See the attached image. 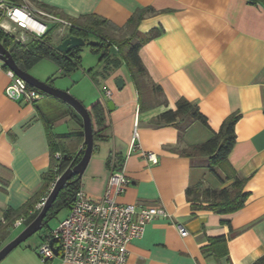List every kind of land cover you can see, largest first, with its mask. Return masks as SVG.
I'll list each match as a JSON object with an SVG mask.
<instances>
[{
  "label": "crops",
  "instance_id": "1",
  "mask_svg": "<svg viewBox=\"0 0 264 264\" xmlns=\"http://www.w3.org/2000/svg\"><path fill=\"white\" fill-rule=\"evenodd\" d=\"M25 1L39 8L50 7L57 13L54 15L68 22L83 16L99 17L108 24L112 37H118L139 11L143 16L138 33L146 36L159 31L158 36L140 44L138 54L145 77L138 87L125 64L106 75V61L100 56L95 73L82 66L86 46L81 48L80 66L70 75L60 76L57 66L47 60L65 80L58 87L84 106L100 97L106 108L107 127L101 134L103 139L94 141L81 176V190L92 199L102 198L110 173L122 164L130 185L116 202L162 207L170 215V220L149 223L141 238L129 243L125 264H253L262 258L264 0ZM54 33L51 39L57 46L68 36V29L59 33L56 28ZM3 67L0 62V226L8 222L7 213L32 199L41 201L47 194L43 175L51 165L48 134L83 137L80 116L62 101L50 96H42L34 104L9 100L5 89L10 78L8 68ZM95 77L102 87L97 86ZM50 78L53 83L54 76H47L45 81ZM117 78L123 79L121 89L114 84ZM81 83L86 93L77 89ZM180 99L197 106L208 127L195 121L180 134L178 122L158 123L157 117L175 110ZM109 102L111 109L107 107ZM231 114L239 115L234 125L235 142L227 161L213 172L206 158H189L171 151L204 143ZM135 127L141 149L128 155ZM68 148L76 151L82 144L77 142ZM147 152L156 155V164L143 157ZM227 170L246 179L243 190L248 198L244 207L227 215L194 209L185 197L187 187L200 182L215 189L227 187L231 184L226 179ZM22 219L20 227L12 226L0 249L25 227L26 219ZM177 225L186 229L187 236L179 235ZM219 236L227 238V256L204 254L209 240ZM36 247L20 245L0 264H65L58 258L42 263Z\"/></svg>",
  "mask_w": 264,
  "mask_h": 264
},
{
  "label": "trees",
  "instance_id": "2",
  "mask_svg": "<svg viewBox=\"0 0 264 264\" xmlns=\"http://www.w3.org/2000/svg\"><path fill=\"white\" fill-rule=\"evenodd\" d=\"M40 7L50 13L57 14L50 7L44 5ZM142 16L143 11L135 13L118 37L110 36L108 24L99 17L90 15L80 17L78 20L71 19L70 23H72L73 27L68 28L67 35L82 38L86 43L85 46L89 48L91 53L99 55L100 60L106 61V67L103 70L104 75L110 70H114L125 64L135 85L138 87L141 86L140 84H142L145 77V69L138 54L140 44L159 35L158 30H153L146 36L138 33L137 26ZM56 27V25H52L43 37L31 40L26 46L20 45L12 37L0 31V43L10 51L15 64L23 71L29 73V70L40 61L50 60L57 66L60 76H67L80 66L81 48L73 49L67 54L58 52L56 45L52 43L51 39ZM90 35L95 36L98 42L90 43L88 40ZM111 47L118 50V57L111 54ZM3 68L7 70L5 66ZM45 83L52 86V79H48ZM41 94L42 96H46L43 93ZM85 108L91 120L94 141L102 140L103 136L101 134L107 127L104 103L98 97L85 106ZM238 118L239 115L237 114L229 115L223 120L218 131L213 132L211 138L204 143L193 146H182L171 149V151L189 158H206L209 163V169L213 172L216 166H220L227 161V157L235 142L234 125ZM195 121L208 127L207 119L200 113L197 106L192 105L185 99L177 101L175 110H168L157 117L158 123L171 124L178 122L177 127L180 134ZM48 141L51 150V165L49 171L43 175V185L46 190L44 193H47L44 197H47L57 177L67 168L75 166L80 161L84 151V139L82 136L68 135L56 137L49 133ZM77 142L78 144H82V148L70 151L68 145L76 144ZM55 153L61 155L60 159L55 158ZM121 166L122 164L112 171L119 170ZM226 179L231 181V184L227 187L215 189L206 187L201 182L187 187L185 197L193 204L194 209H205L220 215L232 214L243 208L247 201L248 193L243 190L246 179L239 178L233 170H227ZM80 182L81 178L73 176L68 180L63 189L59 191L52 207L47 211L43 220V228L46 235H48L47 223L55 218L61 210H70L75 194L80 188ZM38 202L32 199L19 210L10 211L6 214L8 222L0 226V247L9 236V232L12 230V226L16 220L25 218V225H28L37 216L40 210H36L35 206ZM226 223L228 224L227 221ZM203 253L213 254L216 257L227 256V238L219 236L210 239L209 245L203 249ZM253 264H264V256Z\"/></svg>",
  "mask_w": 264,
  "mask_h": 264
},
{
  "label": "built area",
  "instance_id": "3",
  "mask_svg": "<svg viewBox=\"0 0 264 264\" xmlns=\"http://www.w3.org/2000/svg\"><path fill=\"white\" fill-rule=\"evenodd\" d=\"M52 25L57 26L59 33L73 27L72 23L25 0H0V31L22 46L43 37ZM6 73L10 83L5 89V96L9 100L34 104L42 98L41 92L27 85L11 70ZM105 95L109 97L110 92L106 91ZM140 149L135 127L128 155ZM142 155L149 163L156 164L155 154L147 152ZM60 157L59 153H55L56 159ZM129 185L130 180L122 165L119 170L110 173L102 198L92 199L79 188L67 216L37 248L39 260L48 263L58 258L65 264H125L129 243L141 238L149 223L156 219L170 220V215L162 207L118 204L116 198ZM45 200L46 197L36 204V210L43 207ZM23 222L19 218L13 226L20 227ZM176 227L181 237L187 236L183 226Z\"/></svg>",
  "mask_w": 264,
  "mask_h": 264
},
{
  "label": "water",
  "instance_id": "4",
  "mask_svg": "<svg viewBox=\"0 0 264 264\" xmlns=\"http://www.w3.org/2000/svg\"><path fill=\"white\" fill-rule=\"evenodd\" d=\"M86 45L85 41L82 38L76 36H67L56 46V50L62 54H67L69 51L82 48ZM0 62L6 66L9 70H11L17 77L22 79L27 85L38 90L39 92L45 94L46 96L53 97L62 101L71 107L81 118L83 125V139H84V151L80 161L73 167L67 168L56 181L53 183L52 188L50 189L46 200L44 202L43 207L40 209L37 216L24 227L19 234L5 244L0 249V262L4 260L14 249L20 246L23 242H25L32 235L39 233L42 237L46 238L45 229L43 228V220L46 216L47 211L52 207L54 200L56 199L59 191L63 189L68 180L73 176H78L80 179L85 167L87 166L88 161L91 158L93 146H94V138L92 132V125L89 114L85 108V106L76 100L73 96H71L67 91H63L60 89H56L51 85L38 80L33 77L26 71L21 70L14 62L10 51L7 50L0 43ZM115 86L118 89L123 87V79L117 78L114 81ZM112 103H107V107L111 109Z\"/></svg>",
  "mask_w": 264,
  "mask_h": 264
},
{
  "label": "rangeland",
  "instance_id": "5",
  "mask_svg": "<svg viewBox=\"0 0 264 264\" xmlns=\"http://www.w3.org/2000/svg\"><path fill=\"white\" fill-rule=\"evenodd\" d=\"M53 35H55V33H52V37ZM90 43H96L98 42V39L96 37H94L93 35H90L88 38ZM83 49V47H82ZM84 55L82 57V66H84L85 68H91L95 73L96 69L98 68L99 65V55H93L91 54L88 49H86V47L84 48ZM114 53V56H117V53L115 51L114 48L111 49V54ZM29 74H31L33 77L35 78H39L38 80L46 82V78L47 76H54L55 80L52 83V87L56 88V89H60L62 90L59 85L62 81H65L64 78H60L57 74H56V67L53 66L50 62H48L47 60H42L39 63H37L34 67H32L29 70ZM95 81L97 83V86L101 85V81L98 79V77H95ZM82 91H84L85 89V84H80L78 85V88ZM64 91V90H63ZM87 90H85L83 93H86ZM69 93V92H68ZM70 94V93H69ZM71 95V94H70ZM67 214V210L63 209L61 210L56 216L55 218L51 219L48 223H47V232L49 233L52 229L56 228L58 223L63 220L65 218ZM27 226V225H25ZM24 228L19 229L17 232L22 231ZM44 241V238L39 234L36 233L34 235H32L31 237H29L25 242H23L21 244V246H26V247H30V248H34L35 246H37L36 248H38L40 246V244H42ZM37 250V249H36Z\"/></svg>",
  "mask_w": 264,
  "mask_h": 264
}]
</instances>
